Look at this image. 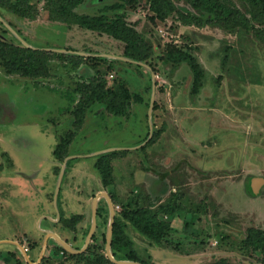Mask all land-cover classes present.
I'll return each mask as SVG.
<instances>
[{"label": "rangeland", "instance_id": "rangeland-1", "mask_svg": "<svg viewBox=\"0 0 264 264\" xmlns=\"http://www.w3.org/2000/svg\"><path fill=\"white\" fill-rule=\"evenodd\" d=\"M113 2L86 0L77 11L113 16ZM174 3L178 12L165 22L154 19L149 0L118 12L153 49L142 64L127 61L125 45L105 34L51 22L45 0H30L33 19L0 10L17 36L48 53L50 66L49 77L31 79L9 74L0 60V264L110 260L111 209L101 194L146 264H264V249L246 245L248 230L264 233V43L253 31L186 26L180 16L196 12ZM233 3L247 12L244 0ZM0 42L24 46L2 21ZM172 50L194 55L201 82L186 63L166 59ZM91 80L113 90L126 111L95 105L78 129V88ZM102 155L113 172L107 187L95 167ZM169 204L181 212L161 245L123 216ZM112 254L133 262L128 250Z\"/></svg>", "mask_w": 264, "mask_h": 264}, {"label": "trees", "instance_id": "trees-1", "mask_svg": "<svg viewBox=\"0 0 264 264\" xmlns=\"http://www.w3.org/2000/svg\"><path fill=\"white\" fill-rule=\"evenodd\" d=\"M85 1L45 0L48 18L51 22L78 26L89 31L105 34L125 45L124 56L126 58L138 64L148 63L153 56L151 45L118 13L125 7L132 5L135 0H114L106 8V11L112 13L113 16L104 13L96 16L79 14L77 10ZM183 1L196 12V14L189 13L180 16V20L184 25H195L197 27L212 25L220 26L228 31L241 29L253 31L255 37L264 43V0H244L247 12H243L235 6L233 0ZM2 9L15 12L23 18H34L30 0H0V10ZM149 9L154 14V19L163 22L178 12L174 0H149ZM255 23H258V26ZM166 59L175 64L186 63L196 81L201 82L204 78L203 68L191 52L172 50L168 53ZM0 60L9 74L31 79L49 77V56L44 50L0 42ZM78 90L83 95L78 129L83 125L87 111L95 105H101L115 114H122L126 111L124 105L117 104L119 102L117 94L113 90H107V87L101 81L91 80L89 83L80 85ZM111 154H116V152ZM95 167L100 173L103 185L109 186L113 174L109 156L102 155L96 162ZM180 208L181 205L179 204H169L159 206V210L156 212L152 208L141 206L136 210L125 212L123 216L139 233L157 245H161L172 230L171 219L180 214ZM160 214L165 215L168 219L160 217ZM79 219L81 217L75 216L73 223H78ZM125 228V223L116 219L111 242L114 255L122 249L128 250L130 254L127 256V260L146 264L133 250V242L127 236ZM104 242L106 243V239ZM246 245L254 251L264 249V233L257 229L248 230ZM118 259L122 260L123 258ZM97 263L114 264L105 256L98 258Z\"/></svg>", "mask_w": 264, "mask_h": 264}, {"label": "water", "instance_id": "water-1", "mask_svg": "<svg viewBox=\"0 0 264 264\" xmlns=\"http://www.w3.org/2000/svg\"><path fill=\"white\" fill-rule=\"evenodd\" d=\"M0 21H2L5 26L15 34L16 38L18 40H20L24 46L28 47V48H32V49H35L34 47L30 46L29 44H27L25 41H23L19 36H17V34L15 33V31L13 30V28L9 25V23H7L1 16H0ZM56 51V50H54ZM127 61H130V62H133L132 60L130 59H127ZM139 64H142V63H139ZM154 89H155V85H154ZM67 163V160L65 161V164ZM62 173H63V170H62ZM61 180H62V176L60 177ZM61 180H60V183H61ZM105 197L108 202H109V206H110V209H111V219H110V228H109V232H108V236H107V243H108V246H107V249H108V256L110 258V260L112 262H114L115 264H140V263H136V262H129V261H117L115 260L113 254H112V248H111V242H112V237H113V227H114V222H115V208H114V205L112 203V201H110V199L108 198V196L106 194H101V196L99 197ZM98 197V198H99ZM97 198V199H98ZM97 203L95 202L94 206H93V213H92V227H91V230L88 234V237H87V240H86V244H85V248L88 247L93 235H94V232L96 230V225H97ZM46 233L50 234L51 236H53L54 238H56L60 243L61 245H63L64 247H66L68 250L70 251H73L75 252L74 250H72L56 233H53V232H50V231H46ZM85 249L83 248L81 251L79 252H82L84 251ZM27 260L29 262H31L29 256H27Z\"/></svg>", "mask_w": 264, "mask_h": 264}, {"label": "built area", "instance_id": "built-area-1", "mask_svg": "<svg viewBox=\"0 0 264 264\" xmlns=\"http://www.w3.org/2000/svg\"><path fill=\"white\" fill-rule=\"evenodd\" d=\"M24 251H25V252H28V251H29V249H26V248H25V249H24Z\"/></svg>", "mask_w": 264, "mask_h": 264}]
</instances>
